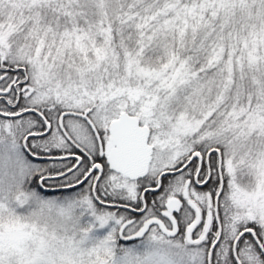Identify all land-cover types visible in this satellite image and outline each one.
I'll return each mask as SVG.
<instances>
[{
    "label": "snow or ice",
    "instance_id": "6c2138e0",
    "mask_svg": "<svg viewBox=\"0 0 264 264\" xmlns=\"http://www.w3.org/2000/svg\"><path fill=\"white\" fill-rule=\"evenodd\" d=\"M0 264H264V0H0Z\"/></svg>",
    "mask_w": 264,
    "mask_h": 264
}]
</instances>
